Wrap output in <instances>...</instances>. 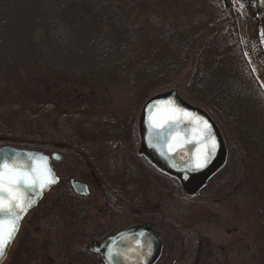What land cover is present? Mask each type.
I'll list each match as a JSON object with an SVG mask.
<instances>
[{
	"label": "trees",
	"instance_id": "16d2710c",
	"mask_svg": "<svg viewBox=\"0 0 264 264\" xmlns=\"http://www.w3.org/2000/svg\"><path fill=\"white\" fill-rule=\"evenodd\" d=\"M194 14L203 19L192 23ZM189 65L185 96L177 80ZM5 83L39 105L72 108H100L95 92L112 86L140 103L178 90L207 109L239 150L264 238V89L232 0H0V88ZM224 165L196 193L209 197L214 187L211 196L223 197L231 187L216 184ZM196 248L194 264H221L207 238ZM258 253L264 264V244Z\"/></svg>",
	"mask_w": 264,
	"mask_h": 264
},
{
	"label": "rangeland",
	"instance_id": "374dc122",
	"mask_svg": "<svg viewBox=\"0 0 264 264\" xmlns=\"http://www.w3.org/2000/svg\"><path fill=\"white\" fill-rule=\"evenodd\" d=\"M232 5L238 14L239 34L246 58L264 89V47L258 30L259 21L250 0H232ZM188 19L197 23L203 18L194 14ZM191 68L189 65L177 80L181 84L178 89L185 96L186 76ZM9 85L0 88V147L11 145L62 151L65 158L56 163L57 172L71 173L92 182L95 169L99 179L111 184L126 199L135 200L136 207L118 201L120 211L110 209L113 221L105 214L106 207L101 199L103 190L100 191L94 181L92 196L84 204L89 206L88 220L103 222L104 230L100 233L147 220L149 216L144 211L151 209L161 220L160 229L165 239L158 264H194L196 247L202 238L211 243L221 264H258L259 247L264 244V238L257 236L259 231L251 201V186L247 182L248 173L243 157L224 126L216 122L228 152L220 182L216 184L231 187L220 199L211 196L214 187H209L204 193L210 196L204 197L203 193L188 192L181 183L176 185L173 178L154 166L143 165L145 160L138 152L141 141L139 120L146 102H135L128 92L112 86L95 92L100 108H72L62 104L46 106L36 103L38 99L28 92L10 91ZM174 185L176 188L173 189ZM56 192L57 189L50 192L24 219L3 264H103L95 254L89 252L85 255L84 242L63 233V222L68 217L61 213L63 205L54 197ZM42 207L55 209L63 215L54 222L53 216L40 215ZM81 207L79 210L83 209ZM135 211L137 214L133 219ZM106 221L112 223L104 224ZM21 246L22 257L14 258V251ZM28 255L30 259L24 263Z\"/></svg>",
	"mask_w": 264,
	"mask_h": 264
},
{
	"label": "water",
	"instance_id": "95a60500",
	"mask_svg": "<svg viewBox=\"0 0 264 264\" xmlns=\"http://www.w3.org/2000/svg\"><path fill=\"white\" fill-rule=\"evenodd\" d=\"M250 2L252 10L259 21L258 30L264 47V0H250ZM169 101L172 103L169 104ZM173 109L186 110L196 116L203 117L211 124L217 146L203 167H197L198 163L204 162V157L200 151L202 146L193 131L196 126L195 123H190L188 118L182 117L179 112H174ZM173 116L177 119H171ZM157 123H171L173 128L169 130L165 127L164 133L157 136L154 130ZM139 125L140 153L146 155L159 169L178 177L188 192L194 194L198 192L200 187L226 159L224 139L216 123L200 107L187 103L176 89L149 99L142 109ZM29 155H42L48 158V164L55 174L56 183L45 188L39 194L30 193L35 203L21 215L18 231L10 246L6 248L5 254L0 257V264L7 258L25 216L40 202L44 194L60 181L54 167V161H61L63 159L62 154L54 152L49 155L41 150L18 148L11 145L0 147V162L5 160L9 163L12 160L26 161ZM71 184L77 193L85 196L89 194L88 186L85 183L72 178ZM89 249L99 253L105 264H156L162 256L163 244L154 231V224L144 223L107 235L101 241H93Z\"/></svg>",
	"mask_w": 264,
	"mask_h": 264
},
{
	"label": "snow or ice",
	"instance_id": "6c2138e0",
	"mask_svg": "<svg viewBox=\"0 0 264 264\" xmlns=\"http://www.w3.org/2000/svg\"><path fill=\"white\" fill-rule=\"evenodd\" d=\"M168 103L171 104L172 102L169 101ZM173 111L179 112L184 118H188L190 123H195L196 126L193 131L202 146L200 151L204 157V162L198 163L197 167H203L217 146L211 124L203 117L196 116L186 110L173 109ZM171 119L177 118L173 116ZM165 127L171 130L173 124H155L156 135H162ZM54 183H56V177L48 164V158L45 156L29 155L26 161L12 160L9 163L5 160L0 162V257L5 254L6 248L14 239L21 215L35 203L30 193L39 194ZM109 251L111 250L109 249Z\"/></svg>",
	"mask_w": 264,
	"mask_h": 264
},
{
	"label": "flooded vegetation",
	"instance_id": "af4514ba",
	"mask_svg": "<svg viewBox=\"0 0 264 264\" xmlns=\"http://www.w3.org/2000/svg\"><path fill=\"white\" fill-rule=\"evenodd\" d=\"M44 151H46V150H44ZM54 152L62 154L63 159L61 161H59V162H62L65 158V155L62 151H59V150L46 151V153H48L50 155L53 154ZM140 156L143 157L141 154H140ZM143 159L145 160V162L143 163V165L145 167H146V165H148V163H149V165L152 166V164L150 163V161L147 160L146 157H143ZM95 161L97 162V160H95ZM56 163H58V162L54 161V166L56 165ZM140 166L142 167V165H140ZM55 169H56V167H55ZM56 172H57V170H56ZM57 175L60 178L59 183L57 185H55L54 187H52V189L44 195V197L37 204V206L34 207L33 209H31L29 211V213L36 210L40 206V204L43 202V200L46 198V196L50 192H52L53 190L57 189V192H56L54 197L57 199V201H58V199H60L58 201V204L61 203L63 205V207H62L63 211L61 213L65 214L68 217L67 220H65V222H63L64 226H62V231H63V233L65 232L64 234H66L67 236L74 237L76 240H79L80 242H84L86 244L85 251H84L86 256L90 252V253L98 256L100 262H102L101 255L99 253H96V252L92 251L91 249H89V246L93 241H101L107 235L114 234L118 231H121L122 229H126L129 227H133V226L144 224V223L154 224L155 232L160 236V238L162 239V241L164 243V241H165L164 234L162 233V231L160 229L161 220H159L158 214L153 213V211L151 209L150 210L146 209V211H144V213L147 216H149V218L147 220H144V221H141L138 223L136 222L133 225H126L124 227H118L114 230L111 229L108 231H104L103 233H100V232H102V230H104L103 229L104 226L102 224L103 222H100V224H99L98 222H94L96 220H88L87 214H88L89 206L87 203L84 204V202L92 196V189L93 188H92L91 184H93L94 181L97 182V188L100 191L103 190L101 199H102V202L104 203V206L106 207L105 214L107 215V217H110L111 220H113V221L115 219H114V217H112V211L110 209L114 210L115 212H119L120 209H119V206L117 204L118 201H122V202L124 201V202L129 203L130 206L136 207L135 200L132 201L130 199H126L120 192L116 191L115 187H113L111 184H109V183L106 184L104 179L103 180L99 179V176L96 173L95 169L92 172V182H91V180H87L86 178H84V179L78 178L77 176H75L74 174H71V173L63 174L61 172H57ZM100 176L102 177V174H100ZM72 178H74L75 180L80 181L82 183H85L88 186L89 194L87 196L79 194L75 191L74 187L71 184ZM146 199L147 198L145 197V200ZM148 201L151 202V200H148ZM52 204H53V202H51V207H52ZM115 204H117V205H115ZM138 204H140V203H138ZM49 205H50V203H49ZM81 206H83V207H81ZM79 207H81L83 209L79 210L80 209ZM40 209H43V212L40 213L41 216H47V215L53 216L54 222L57 221L58 218L63 215L60 212L58 213L57 211H55V209L54 210H51V209L46 210L43 207ZM52 209H53V207H52ZM102 212H103V210H101V214H102ZM135 213H136V211L133 213L134 214L133 219L135 218ZM28 214H27V216H28ZM111 223H112L111 221L104 222V224H108V225ZM52 228H53V226H52ZM20 230H21V228H20ZM20 230H19V232H20ZM164 247H165V243H164ZM82 260H85V258H82Z\"/></svg>",
	"mask_w": 264,
	"mask_h": 264
}]
</instances>
